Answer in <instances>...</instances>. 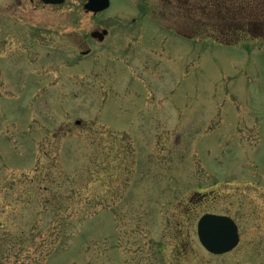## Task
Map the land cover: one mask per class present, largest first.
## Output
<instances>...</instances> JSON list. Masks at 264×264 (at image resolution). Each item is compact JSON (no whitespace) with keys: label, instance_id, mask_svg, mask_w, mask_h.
Wrapping results in <instances>:
<instances>
[{"label":"rangeland","instance_id":"1","mask_svg":"<svg viewBox=\"0 0 264 264\" xmlns=\"http://www.w3.org/2000/svg\"><path fill=\"white\" fill-rule=\"evenodd\" d=\"M19 1L0 0V264H264L263 1ZM204 213L238 226L225 257Z\"/></svg>","mask_w":264,"mask_h":264},{"label":"water","instance_id":"2","mask_svg":"<svg viewBox=\"0 0 264 264\" xmlns=\"http://www.w3.org/2000/svg\"><path fill=\"white\" fill-rule=\"evenodd\" d=\"M45 4H61L65 0H41ZM109 0H87L82 8L86 12L96 14L107 9ZM107 34L105 29L91 32L92 38L101 41ZM197 234L205 249L211 253L219 254L231 250L238 242V233L234 222L225 216L204 215L198 222Z\"/></svg>","mask_w":264,"mask_h":264},{"label":"trees","instance_id":"3","mask_svg":"<svg viewBox=\"0 0 264 264\" xmlns=\"http://www.w3.org/2000/svg\"><path fill=\"white\" fill-rule=\"evenodd\" d=\"M262 1H263V4H261L259 6H255L256 9L254 8L257 11V15H258L257 17H259V18H256V19L251 18L252 21L250 23H251L252 27H255V30H257V32L264 33V16H263L264 13L261 11V10H264V0H262ZM234 2H236V1H234ZM219 15H221V14H219ZM261 16H263V17H261ZM252 17H256L255 14ZM226 20H229V18H226ZM230 23H232V24H228L225 27H222L221 29L225 30V32H227V31H230V32L234 31L235 32L236 27H237L236 23H233L232 20L230 21ZM247 31H250V29H248ZM224 43L229 44L228 42H224Z\"/></svg>","mask_w":264,"mask_h":264},{"label":"flooded vegetation","instance_id":"4","mask_svg":"<svg viewBox=\"0 0 264 264\" xmlns=\"http://www.w3.org/2000/svg\"><path fill=\"white\" fill-rule=\"evenodd\" d=\"M19 3H20V1L19 0H17ZM30 1V3H32V4H35V2H37V4H40V5H45V6H53V5H46V4H43L40 0H29ZM10 3V2H9ZM6 19H7V22L8 23H13V24H15L16 22V20L15 19H20V17H15V16H13V17H11L10 15L8 16V17H6ZM132 20L134 21V19L132 18ZM19 21V20H18ZM133 21H132V23H133ZM7 23V24H8ZM10 25H12V24H10ZM25 33V32H24ZM21 35H23L22 36V41L21 42H23V44H25L26 43V39H27V37L25 36V34H23V33H21ZM179 35V34H178ZM179 36H181V35H179ZM107 37V36H106ZM105 39V37L103 38V40ZM30 41H31V39H29ZM92 40H94V39H92ZM103 40H102V42H103ZM18 49H21V48H18ZM86 51H88V53L90 52V49H87ZM87 53V54H88ZM86 55V54H85ZM198 196V198L199 199H201V200H203V198H204V193L203 192H201V193H198L197 194ZM217 214V213H216ZM236 223V222H235ZM232 251V250H231ZM230 252V251H229ZM228 253V252H227ZM224 254H226V253H224ZM216 255H222V254H216ZM215 255V256H216ZM216 257H225V256H216ZM242 264H244V263H242Z\"/></svg>","mask_w":264,"mask_h":264}]
</instances>
